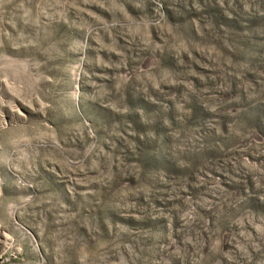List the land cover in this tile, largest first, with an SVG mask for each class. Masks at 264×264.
Segmentation results:
<instances>
[{
	"label": "rangeland",
	"instance_id": "obj_1",
	"mask_svg": "<svg viewBox=\"0 0 264 264\" xmlns=\"http://www.w3.org/2000/svg\"><path fill=\"white\" fill-rule=\"evenodd\" d=\"M0 264H264V0H0Z\"/></svg>",
	"mask_w": 264,
	"mask_h": 264
},
{
	"label": "built area",
	"instance_id": "obj_2",
	"mask_svg": "<svg viewBox=\"0 0 264 264\" xmlns=\"http://www.w3.org/2000/svg\"><path fill=\"white\" fill-rule=\"evenodd\" d=\"M9 247H5L2 250H0V263L6 262L12 258H14V255L11 252H8Z\"/></svg>",
	"mask_w": 264,
	"mask_h": 264
}]
</instances>
